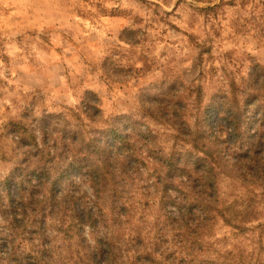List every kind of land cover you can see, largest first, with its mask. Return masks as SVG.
Returning <instances> with one entry per match:
<instances>
[{"label": "rangeland", "instance_id": "1", "mask_svg": "<svg viewBox=\"0 0 264 264\" xmlns=\"http://www.w3.org/2000/svg\"><path fill=\"white\" fill-rule=\"evenodd\" d=\"M231 102L263 118L264 0H0V264H88L107 231L126 242L110 264H264V178L222 159L210 222L172 223L159 204L157 165L193 147L175 126H225ZM111 128L139 161L127 180L115 161L125 191L101 195L100 214L73 136L112 146ZM114 201L128 204L122 220Z\"/></svg>", "mask_w": 264, "mask_h": 264}, {"label": "trees", "instance_id": "2", "mask_svg": "<svg viewBox=\"0 0 264 264\" xmlns=\"http://www.w3.org/2000/svg\"><path fill=\"white\" fill-rule=\"evenodd\" d=\"M235 104L236 102L224 104L226 110L225 126L218 122L213 129L206 130L200 125V122H196L198 125L196 132H191L186 123L183 125L180 122L178 126H175L178 131H182L183 135L194 140L191 142L193 147H191L190 152L176 156L171 154L161 162V165H157V170L155 169L157 171L155 183L160 184L157 189L160 187L162 192L159 204L167 221L172 220V223L178 222L180 219H185L186 221V219L199 213L198 216L203 218V222H210L211 219H214L215 213L223 212L216 206L218 203L216 198L219 193L217 183L218 169L222 164V159H225L229 162V165L242 172L247 170L244 173L245 175L264 178V157H259L262 152L264 155V114L262 115L263 118L257 119L255 123L252 120L247 121L245 112L240 106ZM254 129L256 132H253ZM221 130L227 132V141H222ZM126 133L128 135L129 132ZM137 133L139 134L136 137L138 141L144 142L145 138H153L151 133L142 132L139 128ZM78 136L77 134L73 136L82 149V158L77 162L79 165L78 170L82 173L85 172L90 179L95 196L93 207H96L102 214L103 206L101 201H106L107 199L101 195L108 191L114 194H110L113 198L119 194L123 195L125 191L119 190V181L114 175L117 169L115 161L122 158L123 164L120 167V176L127 180L130 164L139 161L136 158L137 152L134 149L136 145L135 142H131L129 135L128 137H122L119 129L116 130L115 128L110 129V135H104L105 138L111 140L112 146H107L106 144L95 146V141L90 142L86 146V141L83 138L82 141H79ZM110 148L112 149L109 150ZM200 150L204 157L199 156ZM217 154L220 156L218 161L221 163H218L215 160L216 158H213ZM230 157L233 158V161L232 159L230 160ZM136 165L134 164L132 168L134 169ZM69 166H74V164L71 162ZM34 173H36L39 183L45 175L49 177L47 171L42 170L40 172V170H35ZM179 179L180 183L176 184ZM253 197H261L264 200V192L261 195L255 194ZM127 207L128 204L125 202L117 203L114 201L111 204V209L119 220L126 217ZM250 207L251 203H248L245 209L247 213ZM173 211H175L176 217H172ZM253 211H256V209L252 210L248 215L247 213L240 214V219L248 221L246 217L253 215ZM82 212L85 214L84 218L80 219L82 225L90 223L91 226H94V216L89 214L88 211L82 210ZM78 215L76 214L75 216L81 218ZM193 219L197 218H191V220ZM161 230L160 232H163V229ZM160 232L156 233L155 236L156 247L149 251L150 255H147L148 252L146 251L147 256H151V251L158 253L155 249L161 246L163 238L162 235H159ZM109 233L110 231L105 232L103 237L95 241V248L92 252L94 259H91L89 254L90 260L88 259V264H110L117 257L118 252L122 251L121 245H126V242L121 241L118 243L119 241L115 240L113 235ZM140 238L142 239V236L139 234L136 239L133 238L131 240V243L138 244L139 241L143 240ZM143 254L145 253L138 252V258L143 257Z\"/></svg>", "mask_w": 264, "mask_h": 264}]
</instances>
